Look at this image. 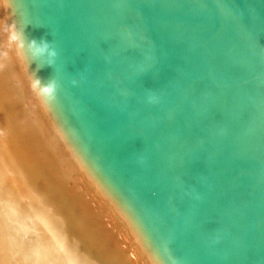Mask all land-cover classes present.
Returning a JSON list of instances; mask_svg holds the SVG:
<instances>
[{
	"label": "water",
	"instance_id": "95a60500",
	"mask_svg": "<svg viewBox=\"0 0 264 264\" xmlns=\"http://www.w3.org/2000/svg\"><path fill=\"white\" fill-rule=\"evenodd\" d=\"M2 2L56 48L43 105L151 263L264 264V0Z\"/></svg>",
	"mask_w": 264,
	"mask_h": 264
},
{
	"label": "bare ground",
	"instance_id": "6f19581e",
	"mask_svg": "<svg viewBox=\"0 0 264 264\" xmlns=\"http://www.w3.org/2000/svg\"><path fill=\"white\" fill-rule=\"evenodd\" d=\"M2 43L0 264H152Z\"/></svg>",
	"mask_w": 264,
	"mask_h": 264
},
{
	"label": "clouds",
	"instance_id": "9594fccd",
	"mask_svg": "<svg viewBox=\"0 0 264 264\" xmlns=\"http://www.w3.org/2000/svg\"><path fill=\"white\" fill-rule=\"evenodd\" d=\"M26 28L18 26L15 20L4 24L0 27V38L11 46V51L15 56H18L30 77V87L38 97V99L49 108L57 99L58 82L55 79H50L47 83L43 82L40 77L29 71L32 63L41 61L47 66H53L55 58L58 55L53 43L47 40L31 39L28 37ZM4 47V43L0 44V48ZM31 60L29 61L28 57Z\"/></svg>",
	"mask_w": 264,
	"mask_h": 264
},
{
	"label": "rangeland",
	"instance_id": "374dc122",
	"mask_svg": "<svg viewBox=\"0 0 264 264\" xmlns=\"http://www.w3.org/2000/svg\"><path fill=\"white\" fill-rule=\"evenodd\" d=\"M116 222H117V221H116ZM116 225H117L118 228H120V227H119V223H117Z\"/></svg>",
	"mask_w": 264,
	"mask_h": 264
}]
</instances>
